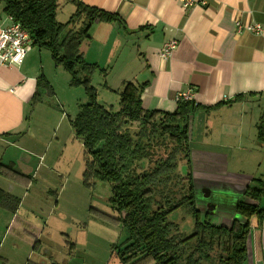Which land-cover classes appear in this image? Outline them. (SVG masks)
Masks as SVG:
<instances>
[{"label": "crops", "instance_id": "obj_1", "mask_svg": "<svg viewBox=\"0 0 264 264\" xmlns=\"http://www.w3.org/2000/svg\"><path fill=\"white\" fill-rule=\"evenodd\" d=\"M78 1L116 14L126 29L118 23L97 22L90 30L91 38L82 44L86 61L105 70L93 78L98 101L118 110V92L125 82L145 84L143 107L172 113L178 106L176 96L192 88L194 103L207 108L193 114L190 125L196 204L203 218H212L215 225L245 222L237 206L240 202L256 204L245 193L255 179L264 178V144L258 140L264 104V0H198L189 8L180 0ZM61 7L57 19L65 23L76 7L67 0ZM237 22L244 28L260 25L263 31L255 34L243 28L238 32ZM12 23L0 4V32ZM172 40L177 41V48L169 59H163L161 51ZM61 68L48 51L35 46L20 66L0 61V163L36 175L40 164L32 157L39 134L48 133L46 129L54 122L59 131L67 118L53 114L44 101L33 103V97L43 74L51 79L56 70L64 84L68 83L70 78ZM76 91L79 110L86 101H82L84 92ZM109 95L116 97L117 109L107 101ZM240 95L244 100L233 102ZM74 117H69L66 130L70 135ZM43 148L40 142L38 150ZM34 183L23 188L0 176V188L17 197L21 196L18 189H41ZM249 223L245 264H264V220L259 224L252 217ZM35 263L46 264L48 259Z\"/></svg>", "mask_w": 264, "mask_h": 264}, {"label": "trees", "instance_id": "obj_2", "mask_svg": "<svg viewBox=\"0 0 264 264\" xmlns=\"http://www.w3.org/2000/svg\"><path fill=\"white\" fill-rule=\"evenodd\" d=\"M63 0H0L3 12L29 33L33 45L50 53L53 63L69 75V85L83 88L87 101L70 119L75 137L84 146L83 184L93 187L104 181L112 188L113 209L117 216L91 209L107 225L120 226L127 232L124 243L114 248L123 264H245L248 253L250 219L264 220V178L255 179L246 190L252 203L240 202L237 213L245 222L234 220L230 226L215 225L197 209L195 185L190 170V125L193 114L206 110L194 101L180 102L170 112L143 107L144 85L125 82L118 92L119 109L98 101L93 85L97 64L86 61L82 44L91 38L97 23H118L116 14L78 0L67 22L57 19ZM106 87V86H105ZM53 89L44 75L37 81L33 103ZM244 100L237 96L233 102ZM136 124L137 128L131 129ZM258 140L264 144V104L258 126ZM185 168V169H184ZM0 176L29 188L34 179L14 164L0 163ZM21 199L0 188V208L11 214L7 231L24 229L32 251L40 253V229H27L20 223ZM185 210L194 218L193 231L184 235L173 215ZM1 246V242H0ZM74 244L70 243L71 250ZM26 264H38L28 260ZM57 264V263H51Z\"/></svg>", "mask_w": 264, "mask_h": 264}, {"label": "rangeland", "instance_id": "obj_3", "mask_svg": "<svg viewBox=\"0 0 264 264\" xmlns=\"http://www.w3.org/2000/svg\"><path fill=\"white\" fill-rule=\"evenodd\" d=\"M61 8L60 12L63 11ZM60 70L70 78L63 68ZM43 75L54 94H43L39 102L47 103L53 114H60L67 118V122L62 124L59 131L54 122L46 129L48 133L39 134L41 139L37 141L32 158L36 165L40 164L34 176L37 180L33 183L37 187L41 186V189L36 186L26 192L18 189L22 203L18 209L20 223L27 229H43L39 237L41 251L39 254L33 253L29 238L21 232L22 227L7 231L12 220L11 214L0 208V264H25L28 260L38 262L45 257H51L58 264H123L114 248L125 242L127 232L120 226L107 225L90 213L91 209H95L112 217L117 216L110 202L112 188L109 183L98 180L91 188L83 184L84 146L72 129L71 135L66 133L67 126H70L69 117L76 115L80 103L79 95L75 92L77 89L84 92V89L70 87L69 81L64 84L62 75L59 77L56 70L51 72V79ZM82 96V101H87L85 93ZM109 96L107 101L117 109L116 97ZM135 128L137 125L132 124L131 129ZM40 142L44 145L43 151L38 150ZM43 187L47 190L43 191ZM197 209H201L200 205ZM173 220L178 221L184 235L192 233L195 220L190 213L179 210L173 215ZM70 243L75 245L73 250Z\"/></svg>", "mask_w": 264, "mask_h": 264}, {"label": "built area", "instance_id": "obj_4", "mask_svg": "<svg viewBox=\"0 0 264 264\" xmlns=\"http://www.w3.org/2000/svg\"><path fill=\"white\" fill-rule=\"evenodd\" d=\"M185 8L197 5L198 0H180ZM204 4V3H203ZM238 32L244 28L237 22ZM244 30L260 34L263 30L260 25H248ZM33 40L29 33L19 23L13 22L9 27L0 32V61L7 66H20L23 64L27 53L33 48ZM177 48V41L172 40L166 43L161 51L163 59H169ZM194 90L188 88L176 96V102L193 101Z\"/></svg>", "mask_w": 264, "mask_h": 264}, {"label": "flooded vegetation", "instance_id": "obj_5", "mask_svg": "<svg viewBox=\"0 0 264 264\" xmlns=\"http://www.w3.org/2000/svg\"><path fill=\"white\" fill-rule=\"evenodd\" d=\"M22 173H23V172H22ZM23 174H25V175H29V174H27V173H23ZM31 176H32L33 179H34V175H31ZM34 180H35V179H34ZM32 184H33V183H32ZM32 184H31V185H32ZM31 185H30V186H31ZM14 196H15V195H14ZM50 258H51V257H50ZM50 258L48 259V263H46V264L57 263V262L51 260ZM57 264H58V263H57Z\"/></svg>", "mask_w": 264, "mask_h": 264}]
</instances>
